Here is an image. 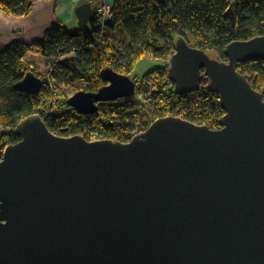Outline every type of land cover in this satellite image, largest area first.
Instances as JSON below:
<instances>
[{
	"label": "water",
	"instance_id": "water-1",
	"mask_svg": "<svg viewBox=\"0 0 264 264\" xmlns=\"http://www.w3.org/2000/svg\"><path fill=\"white\" fill-rule=\"evenodd\" d=\"M75 13L82 29L94 8ZM174 49L175 92L206 78L220 128L168 116L130 142L90 141L23 119L0 161V264H264V93L238 68L264 61V36L228 44L226 60L183 38ZM101 74L106 86L69 99L80 116L134 96L131 76ZM24 78L17 89L40 91L41 77Z\"/></svg>",
	"mask_w": 264,
	"mask_h": 264
},
{
	"label": "trees",
	"instance_id": "trees-1",
	"mask_svg": "<svg viewBox=\"0 0 264 264\" xmlns=\"http://www.w3.org/2000/svg\"><path fill=\"white\" fill-rule=\"evenodd\" d=\"M34 1L0 0V12L14 18L26 17L33 12ZM93 1L90 3L94 8ZM111 7L114 19L104 26L94 8L87 27L70 31L62 21L55 20L38 43L29 45L16 40L0 50V126L4 128L0 134V161L5 148L20 141L14 133L20 121L34 114L58 136L81 135L90 141L130 142L129 131L136 122H153L168 116L220 128L225 112L206 78L198 91L184 96L176 93L174 84L169 82L168 69L176 40L183 38L191 48L226 60L228 44L264 36V0H171L169 7L156 0H114ZM29 53L50 61L49 82L37 66L26 61ZM147 55L167 63L143 77L133 78L137 86L148 87L147 81L152 79L156 89L165 90L163 94L153 90L155 100L151 106L142 110L133 105L130 112L128 103L118 100L115 104H98L99 111L91 116H80L70 107L67 90L96 93L106 86L101 74L106 67L130 76ZM238 68L252 78L255 89L264 93L263 60H250ZM29 72L43 80L38 93L26 94L17 89ZM52 89L59 98L57 103L53 101ZM54 108L63 113H52ZM115 116L120 117L121 124L108 126L109 119Z\"/></svg>",
	"mask_w": 264,
	"mask_h": 264
},
{
	"label": "crops",
	"instance_id": "crops-1",
	"mask_svg": "<svg viewBox=\"0 0 264 264\" xmlns=\"http://www.w3.org/2000/svg\"><path fill=\"white\" fill-rule=\"evenodd\" d=\"M110 5L114 0H106ZM86 0H35L33 12L26 17H10L0 12V50L14 41L33 45L45 38V32L55 20L62 21L71 30L78 29L76 8ZM27 62L45 71L50 61L41 55L29 53Z\"/></svg>",
	"mask_w": 264,
	"mask_h": 264
},
{
	"label": "built area",
	"instance_id": "built-area-1",
	"mask_svg": "<svg viewBox=\"0 0 264 264\" xmlns=\"http://www.w3.org/2000/svg\"><path fill=\"white\" fill-rule=\"evenodd\" d=\"M98 1H99V5L96 7V16L100 20L101 25L104 26L106 24L111 23L114 19L113 18V15H114L113 14V7H111V5L109 3H107L106 0H98ZM50 69H51V67H50ZM50 69H48L47 72L42 74L43 77L45 78L46 82L50 81V72H51ZM147 83H148V87H143L142 85L137 86L136 90L133 94L134 96H132L131 98L121 99V100H124L128 103L127 106H130V112H132V110H133V109L131 110V107L133 105L137 106L138 109L141 108L142 110L151 106L150 105L151 102H153L155 100V95L153 94V90H155L156 92L161 93V94H163V92L165 91V90L162 91V89H156L157 84L154 83V80H152V79L148 80ZM171 84H173V83H171ZM52 91L54 92L53 93V98H54L53 101H54V103H57L58 99H59L56 96L57 93L53 89H52ZM68 93L73 95L72 90H69ZM165 94L166 93H164V95ZM72 95H70V96H72ZM70 96H68V97H70ZM121 100L119 102L121 104L124 103ZM108 103H114V102H108ZM52 113H54L56 115H61L63 113V111L61 109L54 108L52 110ZM102 121H104V118L102 119ZM107 122H108V120H107ZM109 123H111L112 125H119V124H121V119H120V117L115 116L112 119H109ZM132 128L133 129L130 128L129 132H130V135H132L131 137H134V136L140 135V134H142V132L146 131L149 128V123L146 124L142 121L141 122L139 121V122H136ZM94 136L96 137L97 134L96 135L94 134Z\"/></svg>",
	"mask_w": 264,
	"mask_h": 264
},
{
	"label": "rangeland",
	"instance_id": "rangeland-1",
	"mask_svg": "<svg viewBox=\"0 0 264 264\" xmlns=\"http://www.w3.org/2000/svg\"><path fill=\"white\" fill-rule=\"evenodd\" d=\"M86 2L90 3V0H86ZM93 2H95L93 5H94V8H96L99 5V1L95 0ZM121 40H122V38H121ZM166 64L167 63L162 61V60H156V59L152 58L150 55H147L144 58H142L141 60H139L136 67L130 72L131 73L130 76L132 78L143 77L144 75L150 73V71L157 69V68H161L162 66H165ZM50 66L51 65L49 63V66L47 68H45L46 70L42 71L41 73L44 74L45 72H47V70L50 69ZM68 92H69V90H67V96L72 95ZM74 93H75V91H74ZM74 93H73V95H74ZM72 96H70L68 98L70 99ZM144 123H146V124L150 123V125L152 124V122H149V120H145ZM3 131H4V128L0 126V134L3 133Z\"/></svg>",
	"mask_w": 264,
	"mask_h": 264
},
{
	"label": "flooded vegetation",
	"instance_id": "flooded-vegetation-1",
	"mask_svg": "<svg viewBox=\"0 0 264 264\" xmlns=\"http://www.w3.org/2000/svg\"><path fill=\"white\" fill-rule=\"evenodd\" d=\"M108 103V102H107ZM112 126H114V125H112Z\"/></svg>",
	"mask_w": 264,
	"mask_h": 264
}]
</instances>
